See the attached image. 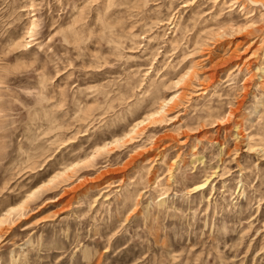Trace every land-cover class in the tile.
<instances>
[{
  "label": "rangeland",
  "instance_id": "rangeland-1",
  "mask_svg": "<svg viewBox=\"0 0 264 264\" xmlns=\"http://www.w3.org/2000/svg\"><path fill=\"white\" fill-rule=\"evenodd\" d=\"M0 264H264V0H0Z\"/></svg>",
  "mask_w": 264,
  "mask_h": 264
},
{
  "label": "bare ground",
  "instance_id": "bare-ground-1",
  "mask_svg": "<svg viewBox=\"0 0 264 264\" xmlns=\"http://www.w3.org/2000/svg\"><path fill=\"white\" fill-rule=\"evenodd\" d=\"M143 121H144V120H142V121H140V122H137V123L135 124V127H138L141 123H143ZM205 184H206V183H201V184H199L197 187H198V188H201V187H203ZM197 187H196V188H197Z\"/></svg>",
  "mask_w": 264,
  "mask_h": 264
}]
</instances>
